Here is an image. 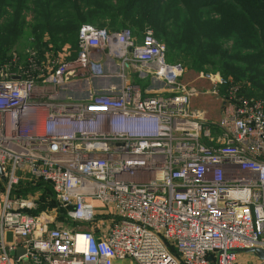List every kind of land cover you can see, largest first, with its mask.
<instances>
[{
  "label": "built area",
  "instance_id": "2783aa9c",
  "mask_svg": "<svg viewBox=\"0 0 264 264\" xmlns=\"http://www.w3.org/2000/svg\"><path fill=\"white\" fill-rule=\"evenodd\" d=\"M67 49L0 63V264H13L18 247L28 264H247L235 250H264V102L201 74L221 119L190 112L196 91H171L184 69L164 63L166 47L151 30L137 42L130 29L83 24L72 59ZM99 54L118 62L119 91L56 100L60 89L104 76L92 58ZM149 65L171 93L146 96L127 81L131 66ZM24 179L49 184L68 219L90 228L30 214V196L12 195ZM4 231L19 244L4 246Z\"/></svg>",
  "mask_w": 264,
  "mask_h": 264
},
{
  "label": "trees",
  "instance_id": "16d2710c",
  "mask_svg": "<svg viewBox=\"0 0 264 264\" xmlns=\"http://www.w3.org/2000/svg\"><path fill=\"white\" fill-rule=\"evenodd\" d=\"M24 2L0 0V18L7 6L15 10L11 19L9 17L0 27V36L20 32ZM38 3L47 10L45 13L50 9L56 11L63 3L70 5L72 13L64 18H70L72 29L79 30L81 25L88 24L106 27L108 31L130 29L134 34L133 30L150 28L154 38L167 50L176 51L178 56L185 54L187 57L192 53V59L198 62H208L213 57L220 76L239 85L242 95L264 102V0H35L39 9ZM45 15L44 21L58 17ZM55 27L54 32H62L65 26L60 21ZM76 39L72 45L52 46L55 51L48 48L46 54L56 56L67 47L72 59L76 53ZM228 42L231 44L227 45ZM9 45H5L4 50ZM9 58L0 57V63ZM0 183L2 191V181ZM36 192L40 193L39 197L31 198L36 209L29 211L36 215L47 206V198L54 199L49 184L24 179L13 189L12 195L26 198ZM62 210L65 218L71 221L68 208Z\"/></svg>",
  "mask_w": 264,
  "mask_h": 264
},
{
  "label": "rangeland",
  "instance_id": "374dc122",
  "mask_svg": "<svg viewBox=\"0 0 264 264\" xmlns=\"http://www.w3.org/2000/svg\"><path fill=\"white\" fill-rule=\"evenodd\" d=\"M38 1V0H37ZM81 1V0H79ZM63 3V7L57 8L56 11L54 9H50L48 13L45 8H41L40 3H38L39 9L35 5V0H25L24 2V9L21 13V24H20V32L18 34H11L9 36H0V57H11L12 55L18 58L19 61H24L25 59L30 58L33 56V59L37 62H41L46 54L48 48L53 50L59 47V45L67 46L72 45L76 39V33L78 28L72 29L73 25L72 22L68 19H65V15H71L72 11L70 5H65ZM42 11V12H41ZM15 13L13 8L7 6L5 9V13L0 18V27L5 25L8 21L9 17L11 19V15ZM44 13V14H43ZM50 13V14H49ZM45 14L49 16H58L51 19H47L44 21ZM62 21L64 24V28L62 32H54L55 26L58 22ZM181 24V23H180ZM95 26V25H92ZM97 27V26H95ZM127 28H130L126 26ZM51 29V30H50ZM103 29H106L103 28ZM122 29V28H120ZM107 30V29H106ZM109 30V29H108ZM119 30V29H118ZM133 30V29H132ZM151 30L150 28H144L141 31L133 30L134 36L136 38H142V35L145 31ZM112 31V30H111ZM152 31V30H151ZM153 32V31H152ZM72 36V37H71ZM71 37V38H70ZM10 43V47L5 49V45ZM231 43L228 42L227 45ZM62 46V47H63ZM166 47V46H165ZM55 51V50H53ZM190 53V52H189ZM184 54V53H183ZM191 56L184 57L179 55L176 51L167 50L164 54L163 60L164 63L167 65H176L179 64L184 69V74L181 78H179L176 83L171 86H168L162 80H155V76L153 71L148 72L150 69L149 66L146 68L137 66L134 68L129 74V83H133L136 86L141 88L148 89L146 90V96H163L171 93V91L177 90L179 86H185L189 89H194L196 94H193L190 97V112L200 111L203 113V117L207 122H214L218 123L221 119V106L216 103V101H211L209 105L204 104L200 100V96L206 97L207 100H217V96L213 94V86L207 82L206 80L200 79L199 75L201 74H219L220 72L216 70L215 65L213 64L216 60L213 57H210L208 62H198L192 59L193 54L190 53ZM143 68L144 73L147 76H153L154 79L152 81L157 82L152 84L151 80L148 78H142L138 74V70ZM146 77V76H145ZM162 85L163 89L159 90L158 85ZM244 84V83H243ZM154 87V90H149ZM157 88V90H155ZM144 89V90H145ZM171 91H170V90ZM142 90V89H141ZM142 90V92L144 91ZM60 93L62 97L56 98L58 101L67 102L73 98L72 94L66 90V88L60 89ZM219 100V99H218ZM220 101V100H219ZM36 184V182H34ZM1 186V183H0ZM44 187V186H41ZM3 190V189H2ZM45 191L46 190L45 187ZM1 187H0V195H1ZM40 193L36 192L31 194L30 198H38ZM93 208L95 209H102L98 202H92ZM36 204L34 202V207L36 209ZM44 213L46 215H53V227H63L72 231H85L90 228V226L85 225H76V222L68 221L65 218L64 211L62 208L57 205L56 201L49 197L47 198V206L43 210H41L38 214ZM238 261L240 263H247V264H256L257 259L253 257L251 254L248 253H238L237 254ZM117 264H129V259H124L122 261H118Z\"/></svg>",
  "mask_w": 264,
  "mask_h": 264
},
{
  "label": "crops",
  "instance_id": "0c3cea01",
  "mask_svg": "<svg viewBox=\"0 0 264 264\" xmlns=\"http://www.w3.org/2000/svg\"><path fill=\"white\" fill-rule=\"evenodd\" d=\"M137 42L141 41V38H136ZM94 59V61H98V62H102L104 64L105 67V74L102 77H98V78H93V77H87L84 79H80L76 82H74L72 85H69L70 89H73L74 92H71L74 100H86L88 99L90 96L95 95V94H106V93H115L118 92L119 89L122 86V78L120 77V74L122 73L118 62L117 61H112L109 58H107L106 55L104 54H99L96 56L92 57ZM137 66H131L129 68V71H125V76L127 81L130 79L129 76H131L129 74V72H131L134 68H136ZM154 66L149 65V68H152ZM132 73V72H131ZM138 74L140 77H145L146 74L144 73L143 69L138 70ZM129 82V81H128ZM152 84L155 85V83L157 82H153L151 80ZM159 86V90H162L163 87L162 85H158ZM146 90L145 89L143 91V94L146 95ZM149 90H154V87L152 89L149 88ZM157 90V88L155 89ZM200 100L206 104L209 105V103L211 101H216V103L220 104V101L215 99V100H207L206 97L204 96H200ZM2 181V180H0ZM0 204H1V195H0ZM2 243L4 246L9 247L11 245H18L19 244V240L17 239L16 236H14L10 231H4L2 234ZM19 248V247H18ZM15 252H11V261L13 264H28L26 259L23 258L22 256L19 257V259L17 261L14 260L15 258Z\"/></svg>",
  "mask_w": 264,
  "mask_h": 264
},
{
  "label": "water",
  "instance_id": "95a60500",
  "mask_svg": "<svg viewBox=\"0 0 264 264\" xmlns=\"http://www.w3.org/2000/svg\"><path fill=\"white\" fill-rule=\"evenodd\" d=\"M0 180H3V173L0 167ZM235 253H248L251 254L253 257H255L257 260L259 261H263L264 262V250H260L257 248H250V249H243V250H235ZM15 258L14 260L17 261L19 259V257L24 256L25 255V249L22 247H19L16 249L15 251Z\"/></svg>",
  "mask_w": 264,
  "mask_h": 264
}]
</instances>
